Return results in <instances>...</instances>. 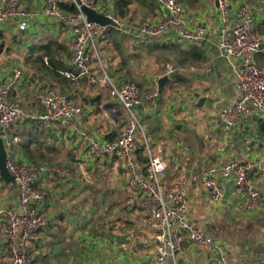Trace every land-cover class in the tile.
<instances>
[{
	"label": "crops",
	"instance_id": "1",
	"mask_svg": "<svg viewBox=\"0 0 264 264\" xmlns=\"http://www.w3.org/2000/svg\"><path fill=\"white\" fill-rule=\"evenodd\" d=\"M114 2L101 0L102 6L115 15ZM127 2L122 17L116 16L129 27L166 14L155 0ZM180 2L188 29L197 24L205 26L203 39L185 41L172 30L160 37L139 39L109 27L100 40L107 41L100 47L104 64L97 49L95 56L111 82H132L142 95L155 80L169 78L156 108L143 100L138 110L155 153H161L165 161L164 182L187 178L188 219L222 246L232 264H264V153L258 147L264 146V113L240 119L232 128L223 124L220 112L239 96L238 67L237 62L221 56L217 46L218 5L215 0ZM7 3L0 0V6ZM38 4V0H21L20 6L31 10ZM242 4L251 8L256 31L264 36V0H235L229 8L231 25ZM72 43L68 27L42 16L24 31L12 21L0 25V81L10 85L9 101L36 110L38 92L49 87L67 95L83 110L81 119L71 120L66 128L25 121L10 131L17 139L19 162L59 169L34 185L45 193L42 212L48 225L41 232L40 244L29 245V253L35 264H155L154 231L135 205L140 194L125 185L127 171L116 157L93 159L87 155L92 142L118 137L127 124L125 112L100 84L102 73L92 61L89 76L96 83L86 77L71 80L63 75L72 71ZM255 59L264 65V52ZM168 65L174 69L170 76ZM16 71L21 74L18 78ZM195 94L205 99L202 107L196 106ZM138 147L143 149L140 141ZM145 159L144 151L136 153L135 169L140 174H144ZM230 161L254 165L247 180L258 189L259 202L252 210H246L243 201L234 196L231 178L217 177L222 198L225 185L233 182L229 198L220 203L212 202L202 185L204 169ZM7 209L20 211L18 194L13 184L1 179L0 210ZM5 226L0 215V254L7 249ZM216 257L210 250L188 243L167 264H213Z\"/></svg>",
	"mask_w": 264,
	"mask_h": 264
},
{
	"label": "built area",
	"instance_id": "2",
	"mask_svg": "<svg viewBox=\"0 0 264 264\" xmlns=\"http://www.w3.org/2000/svg\"><path fill=\"white\" fill-rule=\"evenodd\" d=\"M38 1L39 4L34 9L25 10L20 6L21 0H8L6 6H0V25L12 21L19 31H24L31 22L42 16L68 27L73 39L70 58L72 71L63 75L71 80L86 77L90 83H96V79L89 76L91 55L96 53L95 41L104 40L109 27L123 35L139 39L160 37L169 30L185 41L201 40L206 34L203 24H197L192 29L187 28L180 0H155L164 8L165 16L156 20H144L135 27H129L114 15L109 7L102 6L101 0ZM215 1L220 12L217 43L219 52L227 60L237 62L238 67L236 78L239 96L219 114L223 124L232 128L240 119L264 113V65H258L255 59L257 54L264 52V36L257 33L255 16L249 6L242 4L238 7L235 22L231 25L229 8L235 0ZM59 2L72 4L76 12L70 13L61 9ZM82 6L109 18L113 25L101 26L88 22L86 15L81 11ZM166 69L167 76L174 73L171 66H166ZM20 75V72L16 71L14 76L18 78ZM102 78L100 84L105 85L109 97L121 105L127 124L115 139L92 142L87 149V155L93 159L116 157L127 171L125 185L140 194L135 205L146 216L154 231L155 264H167L169 259L181 254L188 243L208 249L217 255L213 264H232L224 254L222 246L188 219L187 178L180 177L171 184L165 183V161L161 153L152 155L149 151L138 110L143 100L152 109L156 108L160 98L158 80L142 95L137 85L132 82L125 81L117 85L111 82L104 71ZM9 92L10 85L0 81V138L6 152L5 166L17 190L20 211L0 210V215L5 218L3 237L7 243L6 251L0 254V264H35L33 256L29 253V245L40 244L41 232L48 222L42 212L45 193L34 185L45 175L56 174L59 169L57 166H34L19 162L15 148L17 139L10 131L25 121H39L66 128L71 120L81 119L83 110L67 95L49 87L38 92L36 110L9 101ZM137 133H141L144 138L148 157L144 174L135 169V155L139 148ZM253 167L250 162L230 161L221 167L210 166L204 169L201 182L210 200L220 203L223 199L217 177L231 178L235 185L234 196L243 201L246 210L254 209L259 202V191L247 180V174Z\"/></svg>",
	"mask_w": 264,
	"mask_h": 264
},
{
	"label": "water",
	"instance_id": "3",
	"mask_svg": "<svg viewBox=\"0 0 264 264\" xmlns=\"http://www.w3.org/2000/svg\"><path fill=\"white\" fill-rule=\"evenodd\" d=\"M81 11L86 15L87 21L88 22H93V23H97L101 26H112V21L109 18L104 17L103 15L88 9L85 6L81 7ZM261 48H263V45L261 46ZM169 80L168 77H163L160 78L158 80V84H159V92L161 94L162 89L165 85V83H167ZM195 97L198 99V103L196 104L197 107H202L203 103L205 101L204 98H200L198 94H195ZM258 147L263 151L264 153V146L262 144H259ZM5 162H6V152L4 149V145H3V141L0 138V175H1V179L5 182V184L9 185V184H13V179L11 177V175L9 174V172L6 169L5 166ZM263 168H264V163H263ZM233 182H229L225 185L224 188V193H223V199L227 200L229 198V188L232 185Z\"/></svg>",
	"mask_w": 264,
	"mask_h": 264
},
{
	"label": "rangeland",
	"instance_id": "4",
	"mask_svg": "<svg viewBox=\"0 0 264 264\" xmlns=\"http://www.w3.org/2000/svg\"><path fill=\"white\" fill-rule=\"evenodd\" d=\"M120 35V34H119ZM118 37H120V36H118ZM111 38V37H110ZM127 41H129V42H132L133 40L132 39H128ZM107 41H104V42H101L99 39H97L96 41H95V46H96V49H97V53H98V55H99V57H100V60H101V63H102V65L104 64V59H103V52H102V50L100 49V47H101V45L102 44H107L106 43ZM134 42V41H133ZM91 61L95 64V66H96V69H97V72L99 73V74H101L102 72V69H101V67H100V65H99V61L97 60V57L95 56V53L93 52V54L91 55ZM263 63H264V61H263ZM90 65H91V62H90ZM89 71H90V66H89ZM167 88L164 90V93L166 94L167 93ZM164 96V95H163ZM144 135H145V137H146V141H147V143H148V146H149V149H150V152H151V154L152 155H155L156 153H155V149L152 147V143H151V138H150V136H148V131H147V129H145L144 128ZM136 140H137V142L139 143V141H140V143L142 144V146H143V149H144V152H145V154H146V157H147V152H146V149H145V142H144V138H143V136H142V134L141 133H137L136 134ZM15 148H16V146H15ZM148 158V157H147ZM97 219H99L98 217H97ZM97 232H99V231H97Z\"/></svg>",
	"mask_w": 264,
	"mask_h": 264
},
{
	"label": "trees",
	"instance_id": "5",
	"mask_svg": "<svg viewBox=\"0 0 264 264\" xmlns=\"http://www.w3.org/2000/svg\"><path fill=\"white\" fill-rule=\"evenodd\" d=\"M127 4H128L127 0H115V2H114L115 15H117L119 17H122L123 9H124V7ZM58 5H59V7L61 9L65 10L67 12H70V13H75L76 12L75 7L72 4L68 3V2H59ZM143 151H144V149L138 148L136 153H140V152H143ZM142 162L144 164H146V166L143 168V171L145 172L146 168L148 166V159L142 160Z\"/></svg>",
	"mask_w": 264,
	"mask_h": 264
}]
</instances>
